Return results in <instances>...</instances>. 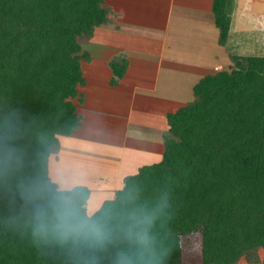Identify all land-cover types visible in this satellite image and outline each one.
I'll list each match as a JSON object with an SVG mask.
<instances>
[{"label": "trees", "instance_id": "16d2710c", "mask_svg": "<svg viewBox=\"0 0 264 264\" xmlns=\"http://www.w3.org/2000/svg\"><path fill=\"white\" fill-rule=\"evenodd\" d=\"M107 0H0V264H86L87 250L37 244L34 213L48 193L71 194L88 214L91 190H62L49 175L60 138L82 126V41L109 23ZM219 43L231 30L228 0H214ZM232 65L203 77L194 101L168 115L159 163L127 176L101 208L158 212L151 234L154 264H183L182 238L202 234L203 264H264V56H231ZM112 85L125 58L110 62ZM38 182V184H37ZM135 194L134 205L127 204ZM117 242L88 264H114Z\"/></svg>", "mask_w": 264, "mask_h": 264}, {"label": "crops", "instance_id": "0c3cea01", "mask_svg": "<svg viewBox=\"0 0 264 264\" xmlns=\"http://www.w3.org/2000/svg\"><path fill=\"white\" fill-rule=\"evenodd\" d=\"M228 3L232 24L229 41L222 46L214 0H107L109 23L96 29L91 39V43L104 46L105 52L101 50L97 55L87 50L91 60L82 62L86 85L79 91L85 102L77 107L83 122L68 137H76L77 150L83 149L84 144L94 145V149L114 148L117 141L124 148L134 143L131 154L141 152L157 157L162 152L163 157L164 134L169 130L167 117L194 101L193 90L200 80L232 65L230 49L238 56L264 49V0ZM118 58H125L128 68L124 77L112 85L110 62ZM105 93L109 99L100 98ZM120 133L124 136L118 137ZM58 153L50 157V177L51 159L58 160ZM106 155L102 167L98 162L90 163L95 171L87 168L90 178L76 185L91 190L87 206L94 210L91 214L123 188L118 189L122 175H117L112 158ZM126 156L118 159V167ZM135 164V160L127 162L128 166ZM143 166L146 164L138 165V171ZM108 180L110 187L100 188L110 191V199L98 201L92 183L99 186Z\"/></svg>", "mask_w": 264, "mask_h": 264}, {"label": "clouds", "instance_id": "9594fccd", "mask_svg": "<svg viewBox=\"0 0 264 264\" xmlns=\"http://www.w3.org/2000/svg\"><path fill=\"white\" fill-rule=\"evenodd\" d=\"M38 184V182H37ZM135 194H128L126 203L134 205ZM167 207V200L158 209L148 211L142 207H108L99 215L85 214L69 193H48L46 207H38L34 213L32 235L37 244L55 242L61 246L87 250L86 264L99 257L117 242L126 247L119 248L114 255V264H154L156 258L151 234L158 212Z\"/></svg>", "mask_w": 264, "mask_h": 264}, {"label": "rangeland", "instance_id": "374dc122", "mask_svg": "<svg viewBox=\"0 0 264 264\" xmlns=\"http://www.w3.org/2000/svg\"><path fill=\"white\" fill-rule=\"evenodd\" d=\"M92 37H85L82 41L83 47L85 50H91L92 52L97 53V55L101 52H105L104 46L99 47L100 45H97L96 43H91ZM95 44V45H94ZM97 45V46H96ZM232 55H237L236 52H233L232 49H230V58ZM250 56V55H261L264 56V49H257L250 54H245L244 56ZM232 61V60H231ZM233 64V63H232ZM229 68H226L225 70H228ZM84 92V91H82ZM101 99H109L108 94H103ZM124 134L120 133L118 137H122ZM132 137V136H131ZM125 139V138H124ZM61 148L59 151V159L56 160L54 157L51 159V179L53 182L58 183V186L62 190H68L72 189L79 183L85 181L87 178L90 177L87 176V168L92 169L95 171V168L93 166H89L90 163H100L101 165L104 164V162L107 160L105 156L108 154L112 161V165L115 168V171L118 175L120 173L122 176V182L120 184V188L124 185V177L127 175H132L138 171L137 166L138 165H150L153 163H157L163 159L162 152H160V155L157 157L149 156L148 154H142L141 152H136L131 154V151L134 147V143H128L127 146L124 148L123 143L120 144V142L115 141L118 144L114 143V148H103L98 147L97 149H94V145L88 146L86 144L82 145L83 149L77 150L76 148V137L73 138H66L61 137ZM93 147V148H92ZM97 147V146H96ZM164 148V147H163ZM88 149V150H87ZM92 154V155H91ZM95 154V156L93 155ZM97 154V156H96ZM123 155H127L124 160H122V164L120 163V167H118V159H123ZM90 159H89V158ZM135 160L137 166H128L127 162ZM88 165V166H87ZM98 166V165H97ZM96 166V167H97ZM97 169V168H96ZM111 185L110 180L108 182H103L102 184H99V186H96L95 182L92 183L93 188V195L95 198H98L97 200L100 201L102 199H110L109 197V190H102L100 187H107L109 188ZM101 189V190H98ZM91 213H93L94 210H88ZM96 211V210H95ZM182 248H183V264H203V240H202V234L196 233L187 237L182 238ZM261 258L264 260V250L260 252ZM240 264H247L245 260H242Z\"/></svg>", "mask_w": 264, "mask_h": 264}]
</instances>
